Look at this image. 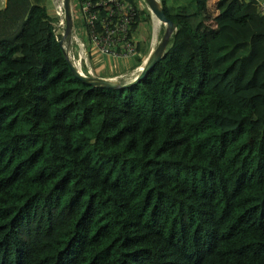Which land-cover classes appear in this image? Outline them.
<instances>
[{
    "label": "trees",
    "instance_id": "16d2710c",
    "mask_svg": "<svg viewBox=\"0 0 264 264\" xmlns=\"http://www.w3.org/2000/svg\"><path fill=\"white\" fill-rule=\"evenodd\" d=\"M208 1L159 0L175 28L118 87L70 71L46 0L4 1L0 264H264V14Z\"/></svg>",
    "mask_w": 264,
    "mask_h": 264
},
{
    "label": "built area",
    "instance_id": "2783aa9c",
    "mask_svg": "<svg viewBox=\"0 0 264 264\" xmlns=\"http://www.w3.org/2000/svg\"><path fill=\"white\" fill-rule=\"evenodd\" d=\"M254 3L264 14V0H254ZM70 7L71 16L78 20L80 32L92 50L116 58H127L136 52V43L129 31L135 5L127 0H77ZM74 65L80 70L79 63Z\"/></svg>",
    "mask_w": 264,
    "mask_h": 264
},
{
    "label": "rangeland",
    "instance_id": "374dc122",
    "mask_svg": "<svg viewBox=\"0 0 264 264\" xmlns=\"http://www.w3.org/2000/svg\"><path fill=\"white\" fill-rule=\"evenodd\" d=\"M61 1L62 0H46V8H47L48 14L51 17L56 18V20L54 21V25L56 27V32H60L62 35V33L64 32V19H63V9H62V2ZM71 4H72V2L70 1V5ZM2 5H3V0H0V7ZM207 5H208V12H207L208 16H207L206 20L209 24H211L212 21L210 20V18L213 17V15L215 14V9L213 7V1L209 0L207 2ZM72 21H73V18H72ZM163 29H164V24L162 22L156 23L154 25V28L152 27L151 24H147L145 32L149 33V35L151 36L150 38L153 41L151 44V47H154L156 45V43L159 41L160 35L163 32ZM149 35H148V37H149ZM61 40H62V45H63L69 59L71 60V62H74L76 64L79 63L80 71L84 74H86V72H88L85 69V65H87L88 59L90 60V57L91 58L92 57L97 58V57H103L104 56V55H101V54L95 52L94 50H92L89 43L86 44L85 36L83 34H81V32H80L78 20H77V24L75 26H72L71 31H70V35H67L65 37L61 36ZM80 41H82L83 44H80ZM138 66H137V68H134L131 73H126V74H123L119 77L115 76V77H109V78L116 79L118 77V79H119V78L124 77L125 79L128 80L138 71ZM89 73L94 74V73H92V71H89L88 74ZM118 79H116V80H118Z\"/></svg>",
    "mask_w": 264,
    "mask_h": 264
},
{
    "label": "water",
    "instance_id": "95a60500",
    "mask_svg": "<svg viewBox=\"0 0 264 264\" xmlns=\"http://www.w3.org/2000/svg\"><path fill=\"white\" fill-rule=\"evenodd\" d=\"M5 0H3L4 3ZM147 6V9L152 12L162 23L164 24V29L162 34L160 35L159 41L156 45L149 51V53L145 56V61H143L142 65L138 68V71L128 80L120 83L118 80L99 76L95 74H84L74 65L73 62L69 59L66 52H64L65 60L69 66L70 71L80 78L82 81L90 83L92 85L98 86H110V87H118L124 86L131 83L136 82L140 78H142L145 73L150 69V67L154 64V62L160 57L162 54L164 47L168 41L169 34L174 30L175 23H173L168 17H166L162 11L161 4L159 0H143ZM62 9H63V19H64V32L62 36L65 37L70 35V31L72 28V16H71V7L70 0H62ZM58 43L61 45L62 40L59 38Z\"/></svg>",
    "mask_w": 264,
    "mask_h": 264
},
{
    "label": "crops",
    "instance_id": "0c3cea01",
    "mask_svg": "<svg viewBox=\"0 0 264 264\" xmlns=\"http://www.w3.org/2000/svg\"><path fill=\"white\" fill-rule=\"evenodd\" d=\"M137 4L140 8H146L145 2L143 0H137ZM139 17L140 20L138 21L136 27L132 30L131 36L133 40L136 42V44L139 43L142 52L144 53L142 58L143 60L145 56L149 53V51L153 48L151 47V44L153 42L152 39L150 38L151 36L149 35V33L145 32L146 26L147 24H151L152 27L154 28V25L156 23L154 22L155 17L152 18L151 13L148 9L146 12L140 14ZM139 53H141V51L138 50V54ZM90 60L88 59L89 64L87 63V65H85L86 71L88 72L92 71V73L104 77H115V76L119 77L123 74L131 73L134 68H137V66L141 64L140 62L138 65L132 66V56L127 58L125 57L116 58V57H109L104 55L103 57H97V58L90 57ZM118 77L116 79H118ZM122 78L124 80H127L124 77Z\"/></svg>",
    "mask_w": 264,
    "mask_h": 264
},
{
    "label": "bare ground",
    "instance_id": "6f19581e",
    "mask_svg": "<svg viewBox=\"0 0 264 264\" xmlns=\"http://www.w3.org/2000/svg\"><path fill=\"white\" fill-rule=\"evenodd\" d=\"M151 16H152V18L153 17H155L154 18V22L155 23H159V22H162V21H160L152 12H151ZM153 49V48H152ZM146 58V57H145ZM145 58L142 60V62H141V64L139 65V67L142 65V63H143V61H145Z\"/></svg>",
    "mask_w": 264,
    "mask_h": 264
}]
</instances>
